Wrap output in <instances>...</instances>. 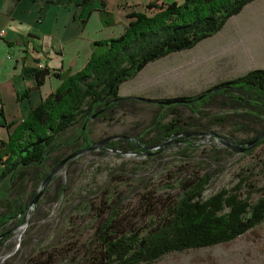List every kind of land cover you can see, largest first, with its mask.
<instances>
[{
	"label": "trees",
	"instance_id": "obj_1",
	"mask_svg": "<svg viewBox=\"0 0 264 264\" xmlns=\"http://www.w3.org/2000/svg\"><path fill=\"white\" fill-rule=\"evenodd\" d=\"M251 1L148 2L146 8L157 11L151 15L132 12L128 14L131 21L119 36L93 41L90 57L81 70L54 72L61 81L59 86L31 109L6 140L0 141V208L5 209L0 215V237L7 233L3 229L10 220L18 219L22 224L25 218L29 203L23 201L21 193L12 191L25 171L38 169L36 177L41 183L49 172L45 163L52 160L55 152L78 143L75 151L92 146L86 134V123L92 118L113 120L115 111L135 100L119 96L123 82L133 78L149 62L189 49L213 35ZM90 3L91 0H82L80 5ZM99 12L102 22L111 25L104 20L105 11ZM73 20L82 25L86 23L76 14ZM49 74L46 66L36 70L37 86H41ZM182 98L187 100L185 104L159 105L165 112L156 116L148 131L143 132L144 135L154 132L150 145L158 146L156 152L174 143L189 146L187 140L195 139L205 130V125L199 121L208 119L214 125H222L227 113L208 115L206 109L217 98L222 100L220 104L234 108L235 115L263 120L264 68L250 70L200 94ZM178 106L188 109L187 119H180L182 113ZM167 116L169 120H165ZM126 139L129 146L137 149V138ZM118 140V137L112 138L104 147L114 149ZM263 141L261 137L255 146ZM142 146L149 147L146 143ZM66 156L56 158L55 164ZM209 180L208 174H192L181 180L176 195L145 197L146 218L142 224L126 215L120 216L115 209L107 215L102 213L94 231V243L88 248L83 264H150L169 253L230 242L264 221V185L257 186L248 175H243L232 186L205 197ZM254 193L263 195L253 201ZM30 262L54 264L50 254L36 255Z\"/></svg>",
	"mask_w": 264,
	"mask_h": 264
},
{
	"label": "rangeland",
	"instance_id": "obj_2",
	"mask_svg": "<svg viewBox=\"0 0 264 264\" xmlns=\"http://www.w3.org/2000/svg\"><path fill=\"white\" fill-rule=\"evenodd\" d=\"M162 3L165 4H157ZM221 101L217 98L206 109L208 115L227 113L222 125H214L208 119L199 121L205 130L195 139H188L189 146H170L168 142L170 147L158 152L157 145H150L154 132L143 133L156 116L165 112L156 102L151 106L152 103L135 98V111L122 108L115 111L113 120L90 119L86 134L93 145L107 137H118L116 148L101 144L72 157L45 185L46 177L41 183L36 177L38 169L25 171L12 191L21 193L23 201L29 203L28 210L22 224L12 219L4 226L7 233L0 237V264H30L32 257L47 254L52 255L54 264H83L102 213L107 215L115 209L120 216L142 224L146 218L145 197L176 195L181 180L192 174L210 176L205 197L232 186L243 175L257 186L264 185V141L253 145L250 149L254 150L247 154L250 149L237 151L221 140L244 145L264 130V119L235 115L234 108L220 104ZM178 108L180 119H187L188 109ZM121 137L130 141L137 138V149ZM145 143L150 146L145 148ZM77 145L55 152L52 160L45 163L47 170L50 172L56 165L54 160L75 151ZM263 194L254 193L252 200ZM4 212L1 207L0 215ZM150 264H264V221L230 242L169 253Z\"/></svg>",
	"mask_w": 264,
	"mask_h": 264
},
{
	"label": "crops",
	"instance_id": "obj_3",
	"mask_svg": "<svg viewBox=\"0 0 264 264\" xmlns=\"http://www.w3.org/2000/svg\"><path fill=\"white\" fill-rule=\"evenodd\" d=\"M172 1L182 2L156 3ZM81 2L0 0V141L59 86L54 72L81 70L90 57L91 43L120 35L131 21L128 14L157 11L146 8L155 0H91L84 6ZM100 10L111 25L102 22ZM75 14L86 23L74 21ZM38 63L50 70L41 86L35 77ZM259 68H264V0H253L193 47L149 62L118 92L145 102L194 96ZM135 103L124 109L135 111Z\"/></svg>",
	"mask_w": 264,
	"mask_h": 264
},
{
	"label": "water",
	"instance_id": "obj_4",
	"mask_svg": "<svg viewBox=\"0 0 264 264\" xmlns=\"http://www.w3.org/2000/svg\"><path fill=\"white\" fill-rule=\"evenodd\" d=\"M187 102V100L183 99V98H173V99H167V100H158L156 101L157 104L159 105H163V106H167L170 104H175V103H182L185 104ZM84 128V127H83ZM264 137V131L261 132L260 134H258L257 136H255L253 139L247 141L244 143H237V144H233L230 141L221 138V140L228 145L229 147L233 148L234 150L237 151H246L248 149H250L253 145H255V143L261 138ZM109 139H111L110 137H107L105 139H103L101 142H98L90 147L84 148V149H79L71 154H69L68 156H66L65 158H63L62 160H60L55 166L54 168H52L50 170V172L48 173V175L46 176V178L44 179L43 185L46 184V182L51 178V176L53 175V173L61 166H63L69 159H71L74 156H77L81 153H83L84 151L87 150H91L93 148L99 147L101 144H104L106 141H108Z\"/></svg>",
	"mask_w": 264,
	"mask_h": 264
},
{
	"label": "built area",
	"instance_id": "obj_5",
	"mask_svg": "<svg viewBox=\"0 0 264 264\" xmlns=\"http://www.w3.org/2000/svg\"><path fill=\"white\" fill-rule=\"evenodd\" d=\"M37 67L38 68H42L43 67V64L42 63H38Z\"/></svg>",
	"mask_w": 264,
	"mask_h": 264
},
{
	"label": "flooded vegetation",
	"instance_id": "obj_6",
	"mask_svg": "<svg viewBox=\"0 0 264 264\" xmlns=\"http://www.w3.org/2000/svg\"><path fill=\"white\" fill-rule=\"evenodd\" d=\"M231 143L233 144H237L238 142H235V141H231ZM239 143H242V142H239ZM106 143H104V146H105ZM103 145V144H102Z\"/></svg>",
	"mask_w": 264,
	"mask_h": 264
}]
</instances>
